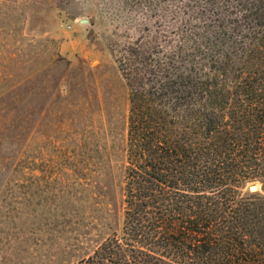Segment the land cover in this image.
<instances>
[{"label": "trees", "instance_id": "16d2710c", "mask_svg": "<svg viewBox=\"0 0 264 264\" xmlns=\"http://www.w3.org/2000/svg\"><path fill=\"white\" fill-rule=\"evenodd\" d=\"M143 5L122 225L71 264H264V0Z\"/></svg>", "mask_w": 264, "mask_h": 264}, {"label": "rangeland", "instance_id": "374dc122", "mask_svg": "<svg viewBox=\"0 0 264 264\" xmlns=\"http://www.w3.org/2000/svg\"><path fill=\"white\" fill-rule=\"evenodd\" d=\"M143 4L0 0V264H71L119 232L129 91L113 48Z\"/></svg>", "mask_w": 264, "mask_h": 264}, {"label": "water", "instance_id": "95a60500", "mask_svg": "<svg viewBox=\"0 0 264 264\" xmlns=\"http://www.w3.org/2000/svg\"><path fill=\"white\" fill-rule=\"evenodd\" d=\"M81 21H83V20H81ZM248 189L250 191H256V190H258V185L256 183L249 184Z\"/></svg>", "mask_w": 264, "mask_h": 264}]
</instances>
